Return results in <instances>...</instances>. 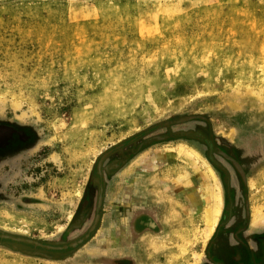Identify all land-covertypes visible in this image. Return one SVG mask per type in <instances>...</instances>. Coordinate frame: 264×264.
<instances>
[{"label":"rangeland","instance_id":"rangeland-1","mask_svg":"<svg viewBox=\"0 0 264 264\" xmlns=\"http://www.w3.org/2000/svg\"><path fill=\"white\" fill-rule=\"evenodd\" d=\"M237 115L264 133V0H0V127L34 138L0 186V264H264V177L247 189V226L231 227V174L189 140L206 130L223 151ZM106 175L154 196L167 224L129 247L96 245L99 231L84 244L76 218L99 209ZM173 180L200 208L172 199Z\"/></svg>","mask_w":264,"mask_h":264},{"label":"flooded vegetation","instance_id":"flooded-vegetation-1","mask_svg":"<svg viewBox=\"0 0 264 264\" xmlns=\"http://www.w3.org/2000/svg\"><path fill=\"white\" fill-rule=\"evenodd\" d=\"M244 116L246 118L244 120L239 115L231 117V143L228 146H224L223 151L216 148L214 141L207 137L209 133L206 130L199 134V138L190 137L191 139H189L197 142L198 148L202 153L211 151L215 155L216 159H214L215 162L213 164L219 168L217 169L220 172L219 175L225 176V167L228 175L231 174V192L227 193L224 198L226 208L231 207V227L247 226L248 208L246 196L249 188L248 183L249 180L259 175L264 168V133L253 132L245 121L248 117ZM22 130V128L9 126L0 127V171L4 167L6 169L4 171L5 174L0 172V186L2 180L4 182L6 179L11 180V174L16 170H21L29 156L30 146L34 138L29 136L28 133L24 135ZM186 137V135L180 136L183 140H187ZM152 139L154 138H150L149 141L151 142ZM214 148L216 149L213 151ZM243 149L246 150L245 154L241 152ZM137 171H141V169ZM116 173L117 176L119 170ZM143 177L147 176L143 174ZM99 182L98 184L103 188L99 209L94 204V209L91 211V203H88L86 208H84V212L76 218L81 223L87 221L89 226V235L84 240V244L90 242L94 236H99L97 234L99 231L102 237L99 236V240L95 243L96 245L118 248L129 247L133 245V242H139L141 236L145 234L155 235L157 226L167 224L163 218V215L167 214V207L156 201L154 196L153 198L152 196L150 197V193L148 196H138V191H136L133 181L123 180V186H119L117 183L113 184L112 179L106 175L105 178L101 177ZM116 186L118 206L112 210L108 206L111 200L110 190ZM169 189L172 194L177 195L175 198L179 200L183 198H179V193L183 194V192H176L172 187H169ZM254 241L256 243L261 242V245L264 243L262 236H259V239ZM75 250H77V247ZM256 253L259 256L260 252L257 251ZM115 260L125 261L130 260V258L126 256V258L121 257Z\"/></svg>","mask_w":264,"mask_h":264},{"label":"bare ground","instance_id":"bare-ground-1","mask_svg":"<svg viewBox=\"0 0 264 264\" xmlns=\"http://www.w3.org/2000/svg\"><path fill=\"white\" fill-rule=\"evenodd\" d=\"M183 148V147H182ZM184 157H187L188 159H193L196 155H195V152L190 150V149H187V150H184ZM197 154V153H196ZM209 171V174H212L210 169L208 170ZM213 175V174H212ZM211 176V175H210ZM213 178V177H212ZM214 196V195H213ZM214 204L204 213L205 215V225H204V228H203V231H204V237H207L209 236V234L211 233L215 223H216V219H217V216L220 212V200H219V197H218V194L214 196ZM261 210L259 209H256L254 211V217H255V222L257 221H263L264 220V216H261L263 214H261ZM256 219H259V220H256ZM20 230V229H19Z\"/></svg>","mask_w":264,"mask_h":264},{"label":"crops","instance_id":"crops-1","mask_svg":"<svg viewBox=\"0 0 264 264\" xmlns=\"http://www.w3.org/2000/svg\"><path fill=\"white\" fill-rule=\"evenodd\" d=\"M263 166V165H262ZM259 177L261 178V177H264V168L261 170V172H260V174L259 175H257L256 177H254L253 179H251V180H249V183H248V187H249V184L250 183H253V182H255L256 180H258L259 179ZM196 178L198 179V176H196ZM175 180H173V181H169L168 183L170 184V186H169V184H168V189H169V187H172V189L174 190V188L177 186V183L176 182H174ZM195 182L197 183L198 181L197 180H195ZM186 187V186H185ZM184 186H180V192H183V194H181V193H179L180 195H179V198H185V199H187V200H189V201H187L185 204L187 205V207L188 208H190V209H197L198 207L200 208V201H199V196H195L194 198L196 199V201L195 202H192V201H190V200H192L193 199V193L192 192H188V187H186L185 188ZM182 188H183V190L184 191H182ZM192 188V187H191ZM170 190V189H169ZM177 192V191H176ZM169 194L171 195L172 194V192H170L169 191ZM183 195V196H182ZM175 197H177V195H173V198L172 197H170V198H172V199H177V198H175ZM201 197V199L203 198V196H200ZM182 198V199H183ZM248 198V196H246V199ZM169 198H163V201H164V203H165V205H167L168 203L172 206L173 204H172V202H170L169 200H168ZM169 201V202H168ZM181 202V201H180ZM194 207V208H193ZM259 233L260 232H257V230H255V232L253 231V234H254V237H252V239L253 240H258V237L260 236L259 235Z\"/></svg>","mask_w":264,"mask_h":264}]
</instances>
